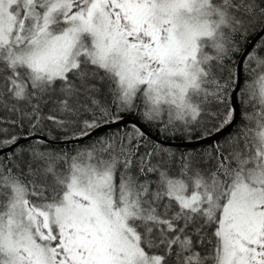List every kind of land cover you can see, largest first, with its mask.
I'll use <instances>...</instances> for the list:
<instances>
[{"label":"snow or ice","instance_id":"snow-or-ice-1","mask_svg":"<svg viewBox=\"0 0 264 264\" xmlns=\"http://www.w3.org/2000/svg\"><path fill=\"white\" fill-rule=\"evenodd\" d=\"M0 264H264V0H0Z\"/></svg>","mask_w":264,"mask_h":264},{"label":"trees","instance_id":"trees-1","mask_svg":"<svg viewBox=\"0 0 264 264\" xmlns=\"http://www.w3.org/2000/svg\"><path fill=\"white\" fill-rule=\"evenodd\" d=\"M153 134H154V131H153ZM227 134V133H226Z\"/></svg>","mask_w":264,"mask_h":264},{"label":"water","instance_id":"water-1","mask_svg":"<svg viewBox=\"0 0 264 264\" xmlns=\"http://www.w3.org/2000/svg\"><path fill=\"white\" fill-rule=\"evenodd\" d=\"M178 143V142H177Z\"/></svg>","mask_w":264,"mask_h":264}]
</instances>
